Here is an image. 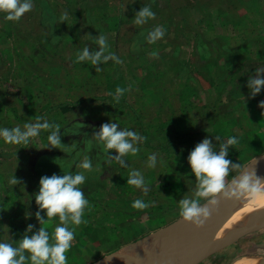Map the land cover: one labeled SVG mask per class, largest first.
<instances>
[{
	"label": "rangeland",
	"instance_id": "1",
	"mask_svg": "<svg viewBox=\"0 0 264 264\" xmlns=\"http://www.w3.org/2000/svg\"><path fill=\"white\" fill-rule=\"evenodd\" d=\"M180 2L33 0L30 12L19 22L11 21L6 42L12 49L0 51V111L5 108L0 126L23 128L26 121L45 117L61 125L62 142L60 148L46 147L48 130L27 145L0 140V205L21 210L27 206L22 216L13 219L18 232L13 239L22 238L28 224L40 227L33 195L40 178L72 171L73 159L84 155L100 167L88 174L83 186L89 205L67 253L68 264H108L123 249L183 223L178 200L192 196L195 189L187 157L204 138L218 145L216 135L237 136L239 143L228 158L244 167L264 154V110L257 106L264 100V91L250 98L246 86L255 69L264 67V0H225V9L203 13L189 9L182 12L187 18L174 14ZM145 5L156 17L136 26L133 16ZM64 13L67 21L61 20ZM156 26L166 30L165 36L148 44L145 37ZM99 35L105 36L108 51L122 63L109 61L96 71L89 62H77L78 53L88 44L91 51L95 47L91 41ZM20 39L22 47L17 49L14 44ZM154 51L158 55L153 56ZM118 87L124 92L116 102ZM113 120L145 138L138 145L140 151L126 157L129 168L108 166L98 147L91 151L87 147L91 134ZM75 123L81 128L69 132ZM20 151L24 162L3 158L16 161ZM151 153L161 161L155 169L146 167ZM130 169L144 174L150 185L147 195L126 183ZM14 174L20 183L10 186L8 179ZM11 187L19 194L7 195ZM138 198L150 206L133 209L131 204ZM5 221L0 233L2 239L11 240L7 236L10 219ZM48 227H54V222ZM220 241L198 264H226V258L217 255L235 241Z\"/></svg>",
	"mask_w": 264,
	"mask_h": 264
},
{
	"label": "clouds",
	"instance_id": "2",
	"mask_svg": "<svg viewBox=\"0 0 264 264\" xmlns=\"http://www.w3.org/2000/svg\"><path fill=\"white\" fill-rule=\"evenodd\" d=\"M33 9V0H0V15L4 21L19 22L25 13ZM67 13L61 17L67 21ZM156 13L149 5L143 6L136 11L133 22L136 26H143L149 20H154ZM166 30L156 26L145 37L148 44H156L164 38ZM95 37V36H94ZM90 51V45L80 51L76 57L77 62H89L91 66L100 71V64L109 61L120 64L122 60L113 52L108 51V43L103 35L94 38ZM158 55L157 52L152 53ZM247 88L250 98H255L264 91V67H257L255 74L249 76ZM123 88H117L114 94L116 102L123 94ZM264 110V100L257 105ZM264 115V112H262ZM81 127L73 124L67 130L78 132ZM42 130H48V144L46 147H59L61 142V125L54 121L50 122L45 117H37L36 122L26 121L23 128L0 126V140L10 145H27L32 139L39 136ZM144 137L131 128L122 127L117 121L103 123L95 130L87 140L89 151L95 146L105 155L104 163L108 166L118 164L121 168H129L126 157L135 156L139 151V144ZM214 145L211 138H204L198 143L187 157L191 173L195 177V189L192 196H184L178 200L179 216L197 228L203 227L210 219L212 211L219 205L221 199L252 202L264 199V178L257 175L254 168L249 170L250 163L246 168L240 162L229 159V153L236 149L239 140L237 136L222 138L218 135ZM115 150V154L110 152ZM79 156V154H77ZM161 161L158 154L151 153L147 157L146 167L155 169ZM62 167V166H61ZM72 171H63V175H44L39 180V190L33 193L38 210L35 218L40 227L28 224L22 238L15 240L0 239V264H68L67 253L73 247L76 238V228L84 223L85 209L89 205L83 186L86 185L88 174L100 167L94 164L89 155L82 159H73L69 165ZM235 174L230 183L226 178ZM15 174L8 179L10 186L19 184ZM128 185L139 189L143 195L150 191V185L146 182L144 174L139 169H130L127 176ZM30 196L29 202H31ZM149 203L143 199H135L131 207L144 210ZM211 206V207H210ZM29 217L31 212L27 214ZM54 222L51 229L49 224ZM154 243L158 246L159 243ZM145 252L148 251L144 248Z\"/></svg>",
	"mask_w": 264,
	"mask_h": 264
},
{
	"label": "water",
	"instance_id": "3",
	"mask_svg": "<svg viewBox=\"0 0 264 264\" xmlns=\"http://www.w3.org/2000/svg\"><path fill=\"white\" fill-rule=\"evenodd\" d=\"M252 168L255 169L259 177L264 178V154L256 157V160L249 166V170ZM241 206L242 202L240 201L221 199L203 227L197 228L188 221H182L183 223L178 224L183 226L182 233L171 238L170 246L159 249L160 254L154 264H198L215 250L220 231L234 213L241 209ZM262 228H264V223L243 227L238 229L235 235L227 241L234 242Z\"/></svg>",
	"mask_w": 264,
	"mask_h": 264
},
{
	"label": "crops",
	"instance_id": "4",
	"mask_svg": "<svg viewBox=\"0 0 264 264\" xmlns=\"http://www.w3.org/2000/svg\"><path fill=\"white\" fill-rule=\"evenodd\" d=\"M169 1V0H168ZM216 0H181V2L179 3V5H177L176 9H175V13H182V12H186L189 9H193V10H198L200 12L203 13V10H210L213 8H224V4H225V0H217L216 2H214ZM169 3V2H168ZM211 4V5H209ZM215 4V5H212ZM211 7V8H210ZM196 8V9H194ZM200 12H196L199 13L200 16L202 15ZM183 17L187 18L188 15L185 13H182ZM0 20L2 21V25L0 24V51H9L12 49V44L11 43H7V37L11 36V21H4L2 18V15H0ZM20 34V33H18ZM14 45L15 48H19L22 47V39H20L19 42H15ZM1 58V56H0ZM22 63V61L18 62V65H20ZM3 67V65H1V61H0V71L1 68ZM4 78V77H3ZM0 81H1V77H0ZM4 82V80H3ZM1 89V88H0ZM13 94L15 95L16 92H13ZM37 99V98H36ZM5 108H1L0 113H5L4 110ZM7 127H12V126H7ZM5 159H9V161L11 162H24L26 160L25 156H23V153L20 151L18 156L16 157V161L11 159L10 157H3ZM28 160V159H27ZM38 186V185H37ZM17 188H9L7 191V195L12 194V193H18L20 191L16 190ZM38 189V187H37ZM4 194L6 193V191L4 190L3 192ZM22 193V192H21ZM23 196V194H22ZM28 199V197H27ZM24 204V203H23ZM14 206V205H13ZM13 206H6L3 207L0 205V229L4 228L5 223H6V217L10 219L9 222V230H8V235L9 239H13L15 236H17V231L16 227L14 226L13 223V219H15L16 217L22 216L25 211H26V204H24V206H22V210L20 209H13ZM3 209V210H2ZM4 229H2L3 231ZM5 232V231H4ZM4 234V233H3ZM19 238V237H17ZM0 239H2V232L0 233ZM6 239V238H5ZM18 240V239H17ZM245 256V257H244ZM248 256V257H247ZM260 257L262 259V262H258L257 264H264L263 260H264V228L259 229L257 231H254L250 234H247L241 238H239L238 240H236L233 244H230V246H228L227 250H224L221 254V256H218V258L223 257L227 262L226 264H239V262L243 259L249 258V257ZM242 257V259L240 260V258ZM244 257V258H243ZM260 259V260H261ZM238 260V261H237Z\"/></svg>",
	"mask_w": 264,
	"mask_h": 264
},
{
	"label": "bare ground",
	"instance_id": "5",
	"mask_svg": "<svg viewBox=\"0 0 264 264\" xmlns=\"http://www.w3.org/2000/svg\"><path fill=\"white\" fill-rule=\"evenodd\" d=\"M259 223H264V199L255 202L245 200L242 202L241 209L234 213L220 231L215 249L219 246L220 240L234 236L238 229ZM182 231V225H174L169 231L161 232L159 236L148 238L146 241L135 245V247L123 249L117 256L111 257L108 264H154L160 254L159 249L161 250L170 246L172 242L171 238L180 235ZM154 241L158 242L159 245L157 246ZM144 248H147L148 251L145 252ZM260 259L257 256L249 257L241 260L239 264H257L258 262H262V259Z\"/></svg>",
	"mask_w": 264,
	"mask_h": 264
}]
</instances>
